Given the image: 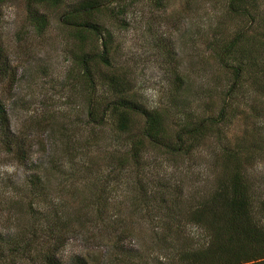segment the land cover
<instances>
[{
    "label": "rangeland",
    "instance_id": "rangeland-1",
    "mask_svg": "<svg viewBox=\"0 0 264 264\" xmlns=\"http://www.w3.org/2000/svg\"><path fill=\"white\" fill-rule=\"evenodd\" d=\"M83 1L40 7L49 25L39 34L26 0L1 8L0 98L26 148L10 151L0 128V264H46L52 247L61 264H186L181 249L212 238L194 210L219 189L228 152L240 156L264 224V77L253 82L254 66L236 76L241 53L214 44L245 28L264 62V0H97L113 43L109 64L88 63L91 78L80 61L103 39L83 44L64 18ZM123 99L139 107L125 128L111 111ZM142 109L160 110L165 132L136 148ZM187 120L209 129L170 150Z\"/></svg>",
    "mask_w": 264,
    "mask_h": 264
},
{
    "label": "trees",
    "instance_id": "trees-1",
    "mask_svg": "<svg viewBox=\"0 0 264 264\" xmlns=\"http://www.w3.org/2000/svg\"><path fill=\"white\" fill-rule=\"evenodd\" d=\"M9 0H0V16L1 8L5 2ZM28 10V20L33 26L36 33H43L49 25L48 17L45 11H41L47 7H56L63 3L64 0H26ZM162 3L163 0H155ZM234 2L230 1L232 9L236 6ZM102 2L97 0H87L80 2L75 9L69 11L66 16V22L70 27L74 29V37H78L84 42L87 40L94 41L96 38L103 39V49L101 53L94 55L89 51L85 53L81 59V63L85 65V75L91 78V72L88 67V63L94 57L101 59L104 63L109 64L110 59L108 57V50L111 48L112 40L111 33L102 29V25L98 23L97 17H95L102 7ZM238 11V10H236ZM242 13V10L241 12ZM246 14L250 16L251 21L255 20V16L246 11ZM243 28L238 32L237 36L232 40L223 39V44H218V40L214 41L217 46L224 48V54L228 52L236 51L238 58L235 59V64H231V68L236 73V76L242 74V70L246 68H254L252 73L253 82L258 83L264 77V62H257L259 57L257 52L253 49V40H249L246 36V32ZM103 32L104 37L101 36ZM100 35V36H99ZM251 41V42H250ZM81 42V47H82ZM223 53L217 52L218 56L223 58ZM2 54V47L0 46V55ZM2 57V56H1ZM246 58H248L246 60ZM244 60H246L244 62ZM4 64V63H0ZM228 65V64H227ZM87 66V67H86ZM234 68V69H233ZM4 68H0L2 72ZM4 74L6 71H3ZM113 90L118 92L123 88L122 82L116 79L112 80ZM238 82V81H237ZM237 82H234L232 88L237 86ZM264 83V79H263ZM120 88V89H119ZM230 90L227 92L229 94ZM117 93V92H116ZM132 108H139L129 100H121L117 102L111 111L118 115L119 123L123 128L128 126V120ZM95 107L90 105L89 114L90 117L95 114L93 111ZM146 117V125L143 131V137L137 139L135 147L143 145V140L149 139L150 141L159 142L160 137L165 132V118L161 115L160 110L148 111L142 109ZM97 113V112H96ZM223 110L220 114L222 115ZM93 120L94 117H92ZM216 120V119H215ZM0 128L4 129L3 139L4 144L8 149L14 150L16 147L19 153L25 152V139L22 141H15L12 131H10V120L3 100L0 98ZM207 125L202 121L191 122L188 120L182 125L181 129L175 134L173 142H168L167 147L172 151H178L182 148L183 142L186 136H194L200 139L205 132L208 131ZM186 135V136H185ZM185 136V137H184ZM176 137V138H175ZM177 146V147H176ZM192 147V145H189ZM137 151V149H136ZM137 153V152H136ZM138 154V153H137ZM225 165V178L220 183L219 189L214 193L212 198L201 203L196 207L195 221L208 227L211 231L212 238L206 247L198 249H184L180 255V260L187 261L186 264H264V224L261 222V218L254 216V202L255 193L251 190L252 187L249 184V177L243 172L241 164L237 163L238 153L228 152ZM237 158V159H236ZM264 206V200H263ZM100 208V207H99ZM98 210H100L101 208ZM102 211V210H101ZM261 212L264 213V207H261ZM211 234V233H210ZM57 247H52L48 252L43 255L42 259L46 264H61L59 258H56ZM1 257H3L0 254ZM0 257V258H1ZM73 264H89L84 257H77Z\"/></svg>",
    "mask_w": 264,
    "mask_h": 264
}]
</instances>
